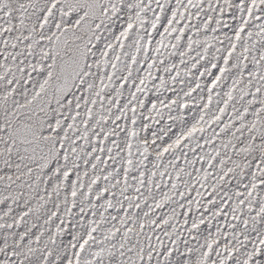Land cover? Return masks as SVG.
<instances>
[{
	"label": "snow or ice",
	"instance_id": "6c2138e0",
	"mask_svg": "<svg viewBox=\"0 0 264 264\" xmlns=\"http://www.w3.org/2000/svg\"><path fill=\"white\" fill-rule=\"evenodd\" d=\"M0 264H264V0H0Z\"/></svg>",
	"mask_w": 264,
	"mask_h": 264
}]
</instances>
